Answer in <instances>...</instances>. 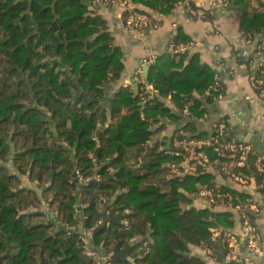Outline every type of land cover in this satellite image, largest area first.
Returning <instances> with one entry per match:
<instances>
[{
	"label": "trees",
	"instance_id": "obj_1",
	"mask_svg": "<svg viewBox=\"0 0 264 264\" xmlns=\"http://www.w3.org/2000/svg\"><path fill=\"white\" fill-rule=\"evenodd\" d=\"M131 1L170 13L180 0ZM245 4L235 3L240 31L264 40V4L254 11L241 9ZM188 40L179 28L174 43ZM187 58L157 57L144 79L159 95L143 105L142 83L116 88L124 52L89 0H0V264H96L80 239L92 227L90 246L101 253L134 241L133 261L111 264H207L191 246L217 248L212 229L232 227L233 215L193 205V193L215 185L212 176L172 173L170 164L185 151L166 150L168 139L154 138L164 124L151 129L170 118L184 120L179 137L197 132L193 117L213 100L206 90L215 72L197 55L185 64ZM167 96L180 112L189 103L193 117L169 109L160 99ZM238 169L264 182L253 156ZM77 171L89 180L80 182ZM116 207L121 221L98 224Z\"/></svg>",
	"mask_w": 264,
	"mask_h": 264
},
{
	"label": "crops",
	"instance_id": "obj_2",
	"mask_svg": "<svg viewBox=\"0 0 264 264\" xmlns=\"http://www.w3.org/2000/svg\"><path fill=\"white\" fill-rule=\"evenodd\" d=\"M184 1L186 0H180L179 2ZM225 2H228L227 6L223 5ZM192 3L197 9L198 15H192L179 6L178 9H173L170 13H164L159 28L137 33H130L126 30L125 16L127 13L122 7L109 6L100 9V14L108 21L117 44L120 45L124 52V71L116 88H119L124 82L132 80L135 71L140 67L142 58L151 55H155L156 58H159L165 54H175L172 52L174 37L178 29L181 28L189 37V40L186 43L180 44L192 45L191 50L187 53L189 58H187L185 64L188 63L193 55H197L202 68L209 67L215 73L217 70H222V67H226L227 69L222 72L225 85L224 98L218 100L212 95V101H205L207 111L202 117L194 118L196 119L197 132H189L187 136L192 137L199 133H205L206 135H204V137H199L197 139H207L212 136L217 123L223 119L227 124L229 139L244 141L251 144L257 152L264 153V99L258 97V93L253 85V77L260 73L261 65H264V56L254 57L253 55L247 56L243 54L245 51H251L259 39H252L251 35L246 36L240 31L239 21L236 16L237 10L235 6L231 7L229 0H193ZM214 4H219V6L214 7ZM263 4L264 0H246V4L242 6L241 9L254 11L256 9H261V5ZM129 8L147 12L154 16L158 13L148 5L133 1H131ZM147 67L150 66L144 67L145 77L148 75L146 72ZM113 91L114 90H111L110 93H114ZM206 94L210 95L208 89L206 90ZM194 96L202 97V95L195 91ZM160 99L173 112L182 113L185 119L184 110L186 106H190L189 103L186 104L183 111L180 112L179 106L170 96L161 97ZM161 122L151 127V129L154 130L157 129L159 125L164 124L163 129L158 134L154 135V138L168 139L164 147L166 150L171 146L178 147L175 144V138L179 137L177 130L181 128L184 120L181 119V121L174 122L170 118H163ZM203 151L209 156V163L204 170H198L196 159L192 157L191 153L186 152L184 156L181 155L182 158L179 161H175V163L178 164L181 171L186 168H189V171L175 175L182 177L188 174H210L212 176L211 183L226 185L229 189L237 191L238 193L245 194L259 191V183L256 178H252V176L255 175L253 171H251L249 176V185L246 187L239 185L231 187L229 179L220 172L219 164H217L215 159H211L206 148L203 149ZM175 154L180 156V154ZM195 166L197 169H192V167ZM10 170H13L11 166ZM24 180L27 186L37 188V184L29 181L26 177ZM192 199L194 206L201 208L208 207L205 206L206 203L204 199L198 197L197 192L192 194ZM214 209L222 212H231L234 225L227 228H214L212 229L213 234L216 229H231L241 238V222L238 213L224 206H217ZM110 211L111 210L106 211L105 215L109 214ZM117 213H120V211ZM263 223L264 212L257 218V224L261 229H263ZM109 224L110 222L106 225ZM217 241H219L217 248L191 246V253L202 257L207 264H225L224 257L227 252V244L222 239H218ZM126 245H120V249H124ZM261 245L262 253L257 257V260L264 263V238L262 239ZM106 254L108 253H102V255ZM247 256H250V253L244 239H242L240 259L233 264H243V259ZM127 259H132L133 261L131 253Z\"/></svg>",
	"mask_w": 264,
	"mask_h": 264
},
{
	"label": "built area",
	"instance_id": "obj_3",
	"mask_svg": "<svg viewBox=\"0 0 264 264\" xmlns=\"http://www.w3.org/2000/svg\"><path fill=\"white\" fill-rule=\"evenodd\" d=\"M93 9L100 10L109 6H120L127 13L125 16V28L130 33L143 32L145 30L157 29L161 25V19L164 15L162 12H158L155 16L147 12L137 11L133 8H129L131 0H89ZM193 0H186L184 2H177L174 6V10L179 6L182 9L192 15H198L197 9L193 6ZM224 6L228 5V2L223 3ZM219 4H214V7H218ZM129 8V9H128ZM212 13V11H211ZM191 44H175L172 47V52L187 54L191 50ZM243 54L247 56L262 57L264 56V40H258L251 51H245ZM156 56L151 55L149 57L142 58L140 61V67L135 71L132 80L137 85L142 83V92L140 95L141 104H146L150 99L159 95V90L151 83L144 79V67L150 66L156 62ZM226 67H222V70H217L215 73L214 82L209 86L208 93L214 95L218 100L224 98L225 85L222 72L226 71ZM131 81L124 82L123 86L128 87ZM253 85L258 93L260 99H264V65H261L260 73L253 77ZM257 98V99H259ZM185 116H192V112L189 106L185 107ZM195 118V117H193ZM181 137L175 138V144L178 147L184 149L185 153H191L192 157L196 159V165L198 170H204L209 163V156L203 151L207 147H212L214 152L217 153L218 158L215 159L219 164L220 172L229 179L231 187L236 185L246 187L249 185L248 174L242 172L240 167H244L249 159V156L254 157V165L259 174L264 173V153L257 152L251 144L244 141L229 139L227 132V124L225 120L221 119L212 134L207 139H196L187 136L182 131ZM95 140L99 142L98 138ZM96 162V158L93 157ZM170 168L172 173L181 174L189 171V168L181 171L177 163H171ZM196 170V166L192 167ZM77 176L80 182H87L89 178L84 177L79 171ZM255 178V175L252 178ZM93 179L99 180L100 174L93 175ZM264 186V182L259 184L258 189ZM198 197L204 199L205 206L217 207L224 206L228 209L235 210L238 213L241 222V238L244 239L246 247L250 253L243 259V264H264L257 260V257L262 253V239L264 238V223L263 229L257 224V218L262 212H264V192L254 191L245 193L247 197L243 198L235 196L230 192H226L221 188V185H206L200 187L197 192ZM251 214H256V220H252ZM100 220L98 224H102ZM93 227L89 229H83L80 239L83 242L85 253L95 260L96 264H111L112 253L102 255L99 250L93 249L90 246L93 236ZM238 234L231 229H216L212 236V240L216 242L218 239L224 240L227 244V252L224 257L225 264H233L240 259V246L242 239ZM208 247V246H207ZM211 249V248H210Z\"/></svg>",
	"mask_w": 264,
	"mask_h": 264
},
{
	"label": "water",
	"instance_id": "obj_4",
	"mask_svg": "<svg viewBox=\"0 0 264 264\" xmlns=\"http://www.w3.org/2000/svg\"><path fill=\"white\" fill-rule=\"evenodd\" d=\"M235 3H236V0H233L231 3V7H234ZM149 69H150V67L146 68L147 73H148ZM118 211H119V209L116 207V208H113L109 214L104 215L102 226H105L108 222H116V221L119 222V221H121L122 220V214L117 213ZM133 244H134L133 241L129 242L124 247V249H120V245L117 244L115 246V249H114L112 260L118 259V258H127L131 253V250L133 248Z\"/></svg>",
	"mask_w": 264,
	"mask_h": 264
}]
</instances>
